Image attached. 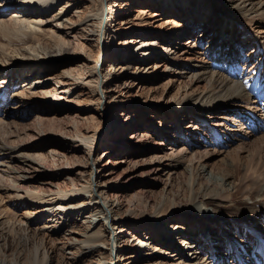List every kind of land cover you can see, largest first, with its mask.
<instances>
[{
	"label": "bare ground",
	"instance_id": "bare-ground-1",
	"mask_svg": "<svg viewBox=\"0 0 264 264\" xmlns=\"http://www.w3.org/2000/svg\"><path fill=\"white\" fill-rule=\"evenodd\" d=\"M4 1L8 5L17 3L21 9L26 8L21 10L19 17L31 18L38 15L39 11H45L46 7L51 6L56 0L48 1L39 9L36 8L37 5L29 6V4H34L36 0ZM162 1L172 3V0ZM182 3L183 5L187 3V7H189L188 4L195 6V14L198 12L201 17L211 22L205 23L203 26L199 24L195 27L189 26L187 29L189 33L199 28H203V33L216 23L219 29L212 36V41L207 43L206 51L197 64H179L178 61L169 58V56L166 58L171 67H182L183 72L188 74L186 76L191 81L204 82L205 90L162 114L169 121H173L168 134L156 127L150 128L154 136L162 138L164 141L171 138L172 141L170 155H166V158L171 162L165 166L167 176L164 179L160 202L152 206L151 212L143 208L137 210L136 207L132 206L121 211L122 203L119 198L114 196L112 199L107 195L108 185L106 186L105 182L101 181L100 174H97L99 157L95 156L101 148L113 142V137H108L105 134L99 142L97 140L106 116L114 115V112L107 104L101 105L99 95L95 93V101L102 109L99 121L95 122L93 116H89L90 119L88 116H83L86 121L95 124L93 128L79 131L74 125L71 142L58 141L60 144L64 143L61 146L69 148L73 153H80L84 162L83 169L78 175L79 180L70 183L71 188L73 187L72 193L76 195L73 194L70 198L64 199L67 194L59 189H46L47 191L41 192L43 193L42 197L41 195L39 197L38 194L33 195L32 191H24L30 200L36 202L49 201V204L55 203L49 209L50 211L56 207L58 214L67 212L69 217L72 214L78 217L82 213L81 215L84 216L83 218L86 219L87 223V228H84L88 232H84L85 237L81 240H76L78 245L68 243L70 240L66 238H63L67 240L66 243L60 245L59 238L49 232L53 230L57 232L56 234L65 235L59 227L46 224L37 226V220L29 218L27 213L19 215L16 210L2 209L0 210V264H52L54 261L56 264H117L121 259L125 260L130 256L122 257L123 247L120 245L122 241L118 236L122 232L129 233V231H133L131 233L133 240L139 239L138 234L144 236L146 242L148 240L152 243L159 242L162 246H153L152 255L151 252L149 255H145L143 253L145 251H139L136 254L133 253L131 258L143 264L150 258L153 259L148 264H167L161 259L167 253V249L173 247L171 242L174 239L158 241L157 235L161 233L159 227L162 230L166 228L168 231L186 230L184 234L186 238L182 239L181 242H174L176 248L174 247L173 253L176 254L175 257L179 258L176 264H200L193 261V258H196L198 254L200 255L201 251L207 253L204 255L205 264L212 261L215 263L214 259L219 260L221 257L225 260L236 256V261H240L244 257H242L243 252L252 249V247H254L252 249L254 251L253 257L256 253H258L257 258L264 256V233L261 229V226L264 225V204L263 202H254L252 205H247L243 200L237 199L240 196L246 199L264 196V70L262 72L245 71L244 67L235 69V66L239 64L237 59L242 60L244 66L250 61L256 64L263 61L264 52L261 49L264 50V44L260 40L258 41V34L254 33L253 30L248 31L238 23H241L248 16L252 20L260 19L264 22V0H210L209 6L205 5L203 0H182ZM91 8H94L95 13L89 18L87 17L85 21H82L81 18L77 23L82 24L83 28L79 29L85 31L83 36L88 40L90 39L86 58L93 56L94 50L90 43L93 41L96 43L97 55L95 54L96 59L92 70L97 75V67L113 55L109 50L110 47L106 38L112 34L111 21L117 8L105 6L103 0H91ZM60 12L58 14H61ZM43 16L45 17V15ZM58 16L56 15V17ZM46 22L49 23L52 20L47 19ZM223 28L228 29L226 35ZM177 30L181 32L160 31L159 37L164 39L171 35L172 38L184 35V30ZM7 34L8 31H2L4 37ZM145 36L139 34L138 37L127 40V43L140 45V55L154 52L151 48L155 44L145 39ZM32 37L38 39L42 35L33 28ZM235 38L238 40L236 43ZM167 40L170 42L171 38ZM243 40H245L244 43ZM66 45L62 49V54L69 49V43ZM168 47L164 50L169 51ZM133 48L134 46L130 47V49ZM217 57H220L221 65L215 62ZM11 72H13V65L0 68V73H4L6 76L0 78V190L3 188L6 193L12 192L15 197L22 200L24 197L19 196V190L22 189V186L20 187L16 182H22L25 177L17 175L18 172L14 171L10 164L13 160L22 162V171H26L24 169L26 167L40 166L41 161L46 157L41 156L42 154L28 152L45 147L35 143V145L10 144L17 142L11 141L13 137L14 140H21V135L16 134L18 130L15 127L16 122H8L7 118L11 115L17 119L27 118L33 116L32 114L36 111L45 112L47 109H38L40 106L27 107L26 100L20 97L18 93L12 92L9 95L12 90H10L7 81ZM183 72L182 74H184ZM24 106L26 109H22ZM15 109L18 111L13 112ZM108 111L109 114H106ZM213 118L221 122L212 124ZM118 120L114 124H117ZM34 122L40 131L43 122L36 114ZM185 122L191 125L184 126ZM113 125L110 130L115 129ZM219 127H225L226 134L221 133ZM120 129L122 128L118 127L116 130L119 131ZM239 134L241 137L245 136V139H251L255 136L247 144L246 140L245 143L241 142L242 147L245 144L247 147L244 148H248V158L245 162L241 161L240 154L237 152L229 164L231 168L224 166L220 169V179L212 170L207 171V164L195 166V160L212 156L213 153H216V146L221 147V149L228 148L232 141L239 140ZM26 135L23 132V136ZM69 145L70 147H68ZM179 168H182L186 181L180 192L175 193L172 181L174 178L172 177L176 175ZM13 172L17 176L15 175L14 180H9L8 178ZM53 196H55L54 199L50 198ZM45 197L50 199L47 200ZM131 202L130 200L129 203ZM180 203L182 205H178ZM207 207L213 210L215 217L209 218L203 215V209ZM171 220L175 224L169 229L168 225ZM196 223L198 225L197 230L194 228ZM239 225L242 227H240L241 229L238 228ZM148 231L149 234L145 233ZM205 232L208 234L207 238L204 237ZM175 233L176 235L180 234V232ZM227 236L234 238L239 246L233 247L230 243V246L222 247L221 243L228 241ZM227 244L229 245V243ZM184 249L188 250L186 255H183ZM156 252H159L160 255L156 256L154 254ZM113 253L118 255V261L113 260ZM189 255L190 259L187 260L185 256L188 257Z\"/></svg>",
	"mask_w": 264,
	"mask_h": 264
},
{
	"label": "rangeland",
	"instance_id": "rangeland-1",
	"mask_svg": "<svg viewBox=\"0 0 264 264\" xmlns=\"http://www.w3.org/2000/svg\"><path fill=\"white\" fill-rule=\"evenodd\" d=\"M48 1L54 0H36L34 4H29V6L37 5L36 8L39 9ZM203 2L207 6L210 5V0H203ZM103 3L105 6L113 7V9L117 8L111 21L112 38L111 35L106 38L110 47L109 50L113 55L103 64L101 62L99 68L97 67V75H95L92 69L97 55L96 43H93L94 41L90 43L94 50L93 56L86 58L90 39L88 40L83 36L85 31L81 30L82 24L77 23L81 18L82 21H85L87 17L89 18L95 13L94 8H91V0H56L51 6L46 7L45 11L41 10L38 15L31 18L19 17L21 10L26 8L21 9L17 3L8 5L4 0H0V68L13 65V72L7 81L10 90H12L9 95L12 92L18 93L20 97L26 100L27 107L40 106L38 109H47L45 112L36 111L32 114L33 116L27 118L17 119L13 115L9 116L8 122H16L15 127L18 129L16 134L21 135V140H14L13 137L11 141L17 142L10 144L44 146L45 148L28 153L42 154L41 156L48 157L41 161L40 166L34 165L32 168H24L26 171H22V162L18 160L11 162L10 165L14 171L18 172L17 175L25 177L22 182H16L17 185L22 186V189L19 190V196L24 197V199L19 200L12 192L6 193L2 188L0 190V210H5V208L9 211L16 210L19 215L27 213L29 218L37 220V226L46 224L59 227L65 235L56 234L57 232L53 230L48 231L59 238L60 245L66 243L67 240H70L68 243L78 245L76 240L85 237L84 232L87 233L88 230H85L87 223L86 219L83 218L84 216L82 217V213L78 217H75L74 214L69 217L67 212L58 214L56 207H53L51 211L49 210L55 203L49 204V201L36 202L27 198L26 193H24V191H32L33 195L38 194L39 197L40 195L42 197L43 193L41 192L47 191L46 189H59L67 194L64 199L70 198L73 194L76 195L72 193L73 187L71 188L70 183L79 180L78 175L83 169L84 162L80 153H73L69 148L62 147L61 145L64 143L60 144L58 141L71 142L74 125L79 131L93 128L95 124L89 123L83 116H93L95 122L99 121L102 109L95 101V93H97L101 105L107 104L114 112V115L106 116L98 135V142L105 134L108 137L112 136L114 143H109L97 152L95 156L99 157L97 174H100L101 181L105 182L106 186L108 185L106 190L109 198L113 199L114 196L119 198L122 203L121 211L132 206L136 207L137 210L143 208L151 212L152 206L160 202L164 179L167 176L165 166L171 162L166 158V155H170L172 141L171 138L164 141L162 138L154 136L150 128L156 127L168 134L173 121H169L162 114L205 90L204 82L191 81L186 76L188 74L183 72L182 67H171L166 58L169 56V58L178 61L179 64H197L206 51L207 43L212 41V36L219 29L216 23L203 33V28L192 30V33H189L187 31L189 26L195 27L198 24L203 26V24L211 22L201 17L198 12L195 14V6L188 4L189 7H187V3L183 5L182 0H172L170 4L164 3L162 0H103ZM56 15L59 16L56 17ZM47 19L52 20V22H46ZM261 22L260 19L255 21L248 16L238 24L248 31L253 30L254 33L258 34V41L260 40L264 44V22ZM33 28L38 30L42 37L34 39L32 37ZM177 29L184 30V35L174 38L171 35L164 39L159 37L160 31L170 30L169 33L175 31L180 33L181 31ZM3 30L8 31L6 37L2 35ZM223 31L225 35L228 33L226 28ZM138 33L146 35L145 39L155 44L151 48L153 53L140 55L139 44L127 43L128 39L138 37ZM169 38H171L170 42L167 40ZM234 41L236 43L237 38ZM67 43H69V49L62 54V49L67 46ZM131 46L134 48L130 49ZM167 47L169 51L164 50ZM261 51L264 52L262 49ZM251 52L253 53L252 50ZM251 52L250 54H252ZM236 61H239V64L235 66V69L244 67L245 71L262 72L264 70V55L263 61L258 64L250 61L244 66L242 60L237 59ZM215 62L221 65L220 57H217ZM3 77H6L5 74L0 73V78ZM22 109H26V107L24 106ZM17 111L18 109H15L13 112ZM107 113L109 114V111ZM35 114L43 122L40 126L41 132L35 125ZM117 120L118 123L114 124ZM211 122L214 124L221 121L213 118ZM189 124L185 122L184 126H190L191 124ZM112 125L115 129L110 130ZM118 127L122 129L117 131ZM219 128L221 133L226 134L225 127ZM23 132L27 135L23 136ZM245 138L239 134V140L232 141L226 149L216 146V153L205 158L206 160L203 158L198 159L199 161L195 160V166L207 164V171L212 170L220 179V169L224 166L230 169L231 165L229 164L237 152H239L242 162L247 160L248 148H244L247 147L245 144L242 147L241 142L247 144L252 138ZM15 175L13 172L8 179L14 180L17 176ZM172 178H174L172 180L173 191L178 193L186 181L182 168H179ZM45 198L47 200L54 199L55 196ZM45 198L44 200H46ZM237 199L243 200L247 205H252L254 202H263L264 204V196L253 199L240 196ZM130 200L131 203H129ZM178 205H182V203ZM261 207L263 206L261 205ZM203 215L209 218L215 217L210 207L203 209ZM172 221L168 225L169 229L175 224ZM151 225L155 226L154 224ZM194 225L197 230V223ZM240 227L239 225L238 228ZM261 229L264 233V225L261 226ZM159 231L161 233L157 235L158 241L174 239L171 242L173 247L167 249V253L162 256L161 260L167 264L178 263L179 258L175 257L176 254L173 253L176 248L174 242L177 241L178 243L186 238L184 235L186 230L168 231L166 228L162 230L159 227ZM175 232H180V234L176 235ZM131 233L133 231L117 234L122 241L120 244L123 247L122 257L130 255L129 258L125 259L126 261L121 259L117 264H143L131 258L133 253L145 251L143 252L145 255H149L150 252L152 255L153 246L162 247L159 242L152 243L149 240L146 242L144 236L138 234L139 239L133 240ZM145 233L149 234V231ZM174 234L175 236H173ZM204 235V237H208L207 232ZM227 240L221 243L222 247L230 246V243L233 247L239 246L234 238L229 237ZM145 242L147 245L144 244ZM252 249L243 252L244 260L241 259L242 261H236V256L225 260L221 257L219 260L215 258V263L212 261L209 264H264V256L257 258L258 253H256L253 257L254 251ZM186 252L188 250L184 249L183 255H186ZM154 254L160 255L159 252ZM205 254L207 253L201 251L200 255L198 254L196 258H193V261L205 264ZM117 256L113 253V260L118 261ZM185 258L190 259V255L185 256ZM152 259L145 261V264L151 262ZM52 264H56V261Z\"/></svg>",
	"mask_w": 264,
	"mask_h": 264
}]
</instances>
